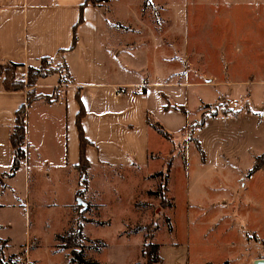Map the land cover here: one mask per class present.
<instances>
[{"label":"crops","instance_id":"0c3cea01","mask_svg":"<svg viewBox=\"0 0 264 264\" xmlns=\"http://www.w3.org/2000/svg\"><path fill=\"white\" fill-rule=\"evenodd\" d=\"M84 2L0 0V63L35 66L47 57L49 62L64 65L68 72L64 81L58 73L36 81L34 89L41 97L26 110V157L11 175L9 134L16 110L26 103L27 89L6 91L0 87V198L9 197L8 207H25V212L68 207L76 218V207L98 213L107 205L106 195L110 193L115 204L124 199L130 209L145 213L155 196L150 192L161 183L157 173L163 170L171 149L170 141L156 132L148 119L159 122L172 139H177L195 116L194 99H201L196 88L209 87L200 80H185V63L180 57L184 49L173 47L176 39L167 43L162 30H155L152 19H142L152 18L153 0H107L81 8ZM138 4L140 23L136 26L131 21L136 12L131 14V8ZM74 32L76 42L70 48ZM138 34L144 37L140 39ZM148 34L176 55L141 60L139 53L150 40L146 39ZM115 90L123 93L116 95ZM169 103L184 111L166 108ZM81 105L80 124L89 142L84 147L89 161L83 174L87 187L79 196L83 204L76 202L82 176L77 167V116ZM200 131L195 135L206 154L204 162L200 161L207 164L218 157L211 156V136L204 137ZM168 176L166 194L170 170ZM42 179L49 185L46 190ZM3 206L0 201V209ZM97 218L87 216L86 220L107 222ZM131 233L125 232L126 236ZM162 249L159 245V256L164 259Z\"/></svg>","mask_w":264,"mask_h":264},{"label":"rangeland","instance_id":"374dc122","mask_svg":"<svg viewBox=\"0 0 264 264\" xmlns=\"http://www.w3.org/2000/svg\"><path fill=\"white\" fill-rule=\"evenodd\" d=\"M152 7V18L142 19H152L166 42L176 39L173 47L184 49L185 80L209 87L196 88L201 99H194L195 116L177 139L169 140L162 172L175 158L166 205L155 195L143 213L124 199L115 204L109 193L99 214L76 207L75 218L68 207L25 212V207H8L10 198L2 197L0 238L8 240L3 251L12 257L10 264L26 254L29 264H69V249L55 236L76 222L84 224L87 236L82 241L85 259L97 264H147L142 256L146 233L163 245L164 259L157 264H255L264 258V0H153ZM134 11L131 21L137 26L139 4L132 6ZM147 38L141 60L172 55L153 35ZM39 63L2 71L7 76L14 70L15 78L25 82ZM46 63L58 67L66 80L62 64ZM199 129L216 147L211 156L218 158L207 164H202L206 154L199 150ZM257 161L263 167L248 175ZM87 216L107 222L87 221Z\"/></svg>","mask_w":264,"mask_h":264},{"label":"trees","instance_id":"16d2710c","mask_svg":"<svg viewBox=\"0 0 264 264\" xmlns=\"http://www.w3.org/2000/svg\"><path fill=\"white\" fill-rule=\"evenodd\" d=\"M107 0H85L84 4L81 6V8L85 5H92V6H98L102 2ZM76 42V35L74 32L73 35V41L70 48L74 46ZM47 57H43L40 59V66L36 68H31L32 72L27 73V79L25 82H23L20 79L15 78V71L11 73V71L8 73L9 75L6 76V73H3L2 67L9 66L10 68H16L19 65L15 64L13 62H6V63H0V84L2 88L6 91H16V90H23L27 89V100L26 103L22 104L15 112V123L11 128L10 134H9V142L12 147L13 156H12V162L9 170V175L13 174L24 162L26 157V151H25V139H26V122H25V116H26V110L27 107L30 105L32 101L35 99L41 97L40 94H37L34 86L36 81L39 78L46 77L50 74L54 73H60L58 67H47L48 63ZM32 67V66H31ZM62 69L66 73L68 77L67 69L64 65H62ZM9 78H12L8 81ZM14 79V80H13ZM61 81V78H60ZM173 107L176 110L184 111V108L181 106H177L174 104H168L166 108ZM83 114V107L80 106V110L78 112L77 116V127L79 131V139H80V160L78 164V169L80 173L82 174L80 179V186L81 188L77 190L76 195L79 197L85 192L87 187V180L83 174H85L86 169L89 166V161L84 155V147L86 144H88V140L84 137L82 127L80 124V119ZM148 124L156 131L158 132L162 137L165 139L171 140L172 134L168 132L159 122H151L148 119ZM201 152L202 150L199 149ZM259 159V157L256 158V160ZM172 165V158L166 163L165 166V172L160 171L157 173V175H161V183L159 188L154 191L150 192L151 194L157 195L160 198V203L162 205H166L167 197H166V191H167V183H168V173L170 170V167ZM263 166L258 161L253 164L251 169L248 172V175H251L255 171L261 169ZM168 205V204H167ZM55 239L59 242H61L65 248L69 249V264H97L96 262H88V260L85 259L83 247H82V241L85 239V236L82 232V223L76 222L74 226H71L64 234H57L55 236ZM7 244V241L5 239L0 238V264H10L12 257H6L4 255V248ZM142 256L146 259L147 264H154L161 261V257L159 256V245L152 242V234L146 233L145 235V242L143 245V251Z\"/></svg>","mask_w":264,"mask_h":264},{"label":"built area","instance_id":"2783aa9c","mask_svg":"<svg viewBox=\"0 0 264 264\" xmlns=\"http://www.w3.org/2000/svg\"><path fill=\"white\" fill-rule=\"evenodd\" d=\"M116 95H121L123 92L121 90H115ZM17 264H29L27 254L17 262Z\"/></svg>","mask_w":264,"mask_h":264},{"label":"water","instance_id":"95a60500","mask_svg":"<svg viewBox=\"0 0 264 264\" xmlns=\"http://www.w3.org/2000/svg\"><path fill=\"white\" fill-rule=\"evenodd\" d=\"M77 199V202L79 203V204H83V202L81 201V199L78 197V198H76ZM255 264H264V258H259V259H257V260H255V262H254Z\"/></svg>","mask_w":264,"mask_h":264}]
</instances>
